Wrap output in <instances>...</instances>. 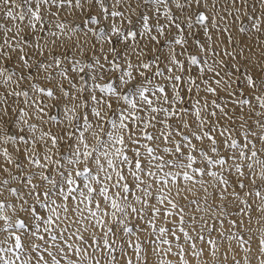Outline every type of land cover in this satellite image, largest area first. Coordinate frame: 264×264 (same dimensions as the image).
<instances>
[{"label": "snow or ice", "instance_id": "6c2138e0", "mask_svg": "<svg viewBox=\"0 0 264 264\" xmlns=\"http://www.w3.org/2000/svg\"><path fill=\"white\" fill-rule=\"evenodd\" d=\"M259 3L253 16L249 0H0V19L27 18L0 23V264H121L128 249L136 264L149 251L156 264H189L205 243L215 262L225 239L224 260L241 264L236 241L249 264L245 197L258 201L264 264V51L249 67L221 28L243 13L260 33Z\"/></svg>", "mask_w": 264, "mask_h": 264}, {"label": "rangeland", "instance_id": "374dc122", "mask_svg": "<svg viewBox=\"0 0 264 264\" xmlns=\"http://www.w3.org/2000/svg\"><path fill=\"white\" fill-rule=\"evenodd\" d=\"M221 4H223V0H221ZM33 5H34V3H33ZM33 5L25 4V8L31 7ZM253 5H255V8H253ZM43 10L44 11L48 10V6H44L42 8V11ZM145 10H147V9H145ZM196 10H197V6L193 5L192 11H196ZM199 10L203 11L204 9L200 8ZM247 10H248V13L253 15V16H256V15L260 14L261 5L259 3V0H249V5H248V9ZM17 11H19V10H17ZM173 11H174V14H177V15L179 14L178 10L173 9ZM48 13L49 12L47 11L46 12V18H44L45 19L44 22L46 24V29L47 28H51L52 27V23H54V20H53L54 18L52 19V23H49L50 19H48V18H50V16H49L50 14H48ZM222 14H224V13H222ZM0 15H2V14H0ZM65 17L68 20L76 19L75 16H71L67 12L65 13ZM65 17L61 16V19H64ZM0 20L3 21L2 19H0ZM133 21H134L133 27L134 28H138L139 24L136 22V18L135 17H133ZM12 22L14 23L15 21H11V23ZM16 22L17 23L19 22L20 25H21V23L27 22V19H25V21H23V22H21L19 20H17ZM79 22L80 21L77 20V23H79ZM163 22L164 21L161 20V23H163ZM241 23L243 24V26L246 29H248V31H246L244 33H241L239 31V27H240ZM225 24H227L228 28L230 29L231 37H232V44L231 45H227V39H228L227 34L226 33H221L220 36H221V39L224 41V45H227L229 50L235 49L237 52H239L241 50V48H243L244 55L246 57H248L249 60H251V65H248V66L251 67L252 65H255L256 61L258 59H261V57L259 56V53L261 51H264L263 48H262V46L264 44V41L262 39V37H264V26H262V30H261L260 33H256L254 31H251V22L248 21L246 17H244L243 13H241V19L240 20H235L232 17H227L226 16L225 21L221 22V28H223L225 26ZM38 35L42 36L43 33L38 32ZM216 35L217 34L215 32H213V39L216 38ZM27 38L30 40V37H27ZM195 39H198L201 42L204 41V36H203L202 29L196 33ZM140 43H141V46H143L144 42L141 41ZM161 44L162 45L164 44L163 40L161 41ZM117 47H119V45H117ZM249 49H251L252 51L250 52ZM62 50H64V49L62 48ZM166 51H167V47H162L161 48V52L157 53V54H159V55H161L163 57V54H166V53H164ZM189 51H191L193 54H195L198 51V49L196 48V45L192 43V39L191 38L189 39ZM71 54H72L71 51H69L68 55L71 56ZM152 56H153V54L151 53V51H149L146 59H152ZM237 61H239L240 65H241V73H243L245 71V66L247 65V61L241 56H237ZM231 63H233V61L229 60V66L231 65ZM161 67H163V64H161ZM195 71H196L195 66H193V68H192L193 74H195ZM250 74L258 75V70L257 71H253ZM157 79H159V78H157ZM73 80H74V82L76 81L75 74L73 76ZM242 85L243 84H241L240 86L242 87ZM65 87H67V85ZM170 92H171V90H170V87H169V94H170ZM221 95H223V94H221ZM245 95L247 96L248 93H246ZM244 111L246 113L247 109L245 108ZM52 114L56 115L57 113H56L55 110H53ZM236 114L237 115L240 114V109L239 108L236 109ZM222 123H224V121H222ZM249 123L251 124V121H249ZM238 124H239V121L237 120L236 121V125H238ZM236 125H232V127H236ZM220 139H222V138H220ZM194 143H197L198 146H199V142L194 141ZM205 145H207V141H205ZM225 175H227V174H225ZM205 179H209V178L205 177ZM231 179L235 180V177H231ZM245 183L247 184L248 181H245ZM258 184H259V182H258ZM237 190L239 191V189H237ZM189 198L191 199L193 197H189ZM245 199H247L248 202L253 205V211H252L253 221H252L251 225L248 224L247 217H245V225H246V227H250L252 229V231L244 233V237H245V239H247L248 236H252L253 237V240L251 241L252 251L250 253H248V260H249V264H259L257 257L259 256L258 240H259V236H260L259 228L261 227V225H257L255 223V221L261 214L258 211L255 210L256 209V204L258 203V201H255L254 197H245ZM217 203H218V201H217ZM240 207H242V206H240ZM233 210H238V207L236 205L230 206L229 207V212H231ZM20 215H21V218H23V214L21 213ZM197 215H199V214H197ZM230 218L238 219L237 217H234V216H232ZM136 223H140V222L139 221H134L133 225H135ZM157 223L161 224V223H163V221H158ZM0 226H2V222H0ZM168 227H171V225L169 224ZM217 228H219V222H217ZM228 228H229V225L227 223V219H225L224 230L226 231ZM4 235L5 234L0 233V239H3ZM146 235H147V233H142L141 234V239H144L146 237ZM212 235H213V237L217 238V240L219 242L220 238L218 236V233L213 232ZM125 239H127V238H125ZM206 239H207V237H206ZM119 245H120V242L118 241L117 242V247H119ZM125 247H126V245H125ZM199 247H202V248L205 249V254L200 258L199 261H197L191 255H188L186 257V259L189 261V264H205V262H207V264H232V258H231L232 254L231 253H228V260L227 261L224 260V255H225L226 249L228 247V242H227L226 239L224 240L223 245L220 247L219 258L215 262L212 260V257L208 254V251H207L208 245L206 243L205 244H200ZM245 247H247V245H245ZM232 248L237 252L236 259L240 260L241 264H243L245 253L243 251L239 250V247H238L236 241L232 242ZM141 255H143V253ZM117 256L119 257V253H117ZM128 257H131L133 264H136L135 255L131 251V249H128ZM128 257H125L123 260H121V264H126V260H127ZM166 258L171 260L172 264H176L177 257L168 256ZM156 260H157V257H155V255H153L151 253V251H149V254H148L149 264H156ZM106 261H107V257H105V258H103L101 260V264H106Z\"/></svg>", "mask_w": 264, "mask_h": 264}, {"label": "bare ground", "instance_id": "6f19581e", "mask_svg": "<svg viewBox=\"0 0 264 264\" xmlns=\"http://www.w3.org/2000/svg\"><path fill=\"white\" fill-rule=\"evenodd\" d=\"M34 1V0H33ZM34 3V2H33ZM28 5V4H27ZM54 10V9H53ZM48 10H46V11H42V16H43V18H46V12H47ZM49 12V11H48ZM66 13V12H65ZM65 13H62L61 14V16L62 17H65ZM49 14V13H48ZM50 16V15H49ZM27 19V18H26ZM48 19H50V18H48ZM3 20V19H2ZM45 20V19H44ZM54 20V19H53ZM238 22V21H237ZM0 23H6L7 24V26H9V27H11L12 26V23L11 22H4V20L3 21H1L0 20ZM14 23H17L16 21L14 22ZM19 23V22H18ZM50 23V22H49ZM20 24V23H19ZM26 25H27V22H24V23H21V27L23 28V27H26ZM51 25V24H50ZM37 28H39V26H37ZM37 34H38V32H37ZM49 39H51V38H49ZM65 40H67V37H65L64 38ZM75 39V38H74ZM262 39H263V41H264V37H262ZM262 41V42H263ZM30 42L31 43H36V41L34 40V39H32L31 37H30ZM40 43H43V41H40ZM262 48H263V50H264V44H263V46H262ZM64 50H62V48L61 49H58L57 50V54H59L60 52H63ZM164 53H167V51L166 52H164ZM73 76H74V74H73ZM66 86V85H65ZM242 87H243V85H242ZM247 93V92H246ZM245 93V94H246ZM221 94H223V93H221Z\"/></svg>", "mask_w": 264, "mask_h": 264}]
</instances>
